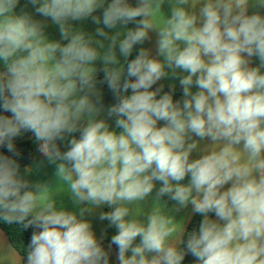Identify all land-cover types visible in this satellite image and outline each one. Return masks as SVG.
Listing matches in <instances>:
<instances>
[{
  "label": "clouds",
  "instance_id": "1",
  "mask_svg": "<svg viewBox=\"0 0 264 264\" xmlns=\"http://www.w3.org/2000/svg\"><path fill=\"white\" fill-rule=\"evenodd\" d=\"M0 223L22 264H264V0H0Z\"/></svg>",
  "mask_w": 264,
  "mask_h": 264
},
{
  "label": "crops",
  "instance_id": "2",
  "mask_svg": "<svg viewBox=\"0 0 264 264\" xmlns=\"http://www.w3.org/2000/svg\"><path fill=\"white\" fill-rule=\"evenodd\" d=\"M165 7H167V5ZM50 31L52 32L53 37L58 38L54 29H51ZM154 39H155V36L153 35V40ZM161 83H163L165 85V89H167L168 84L172 83V81L165 80V81H162ZM177 90H179L178 83H177ZM104 93H105L106 102H111V95L110 93L107 92V89L104 90ZM27 139H31L30 136L26 135L18 141L27 140ZM33 159H36V160L42 159V157H40L39 153L36 151L35 145H34V158ZM31 178L40 179V180H49L55 186V180L53 177V168L51 166H46L42 168L38 175L34 173ZM59 198L64 200V204L65 206L69 208V210L72 209V206L66 197L60 196ZM156 209H158L159 211L163 212L166 215L175 217L178 222L183 223L186 226L189 224L190 209L178 210L174 206V202L167 201L166 199L165 201H162L159 204H157L154 201L153 197L150 196L139 207L132 206L133 214L139 216V218L141 219H144L149 212L156 210ZM94 229L98 236L99 235L106 236V231H105L106 224L104 222H101L99 220H94ZM22 262H23V259L21 255L11 245L7 235L4 233V231L0 227V264H22Z\"/></svg>",
  "mask_w": 264,
  "mask_h": 264
},
{
  "label": "trees",
  "instance_id": "3",
  "mask_svg": "<svg viewBox=\"0 0 264 264\" xmlns=\"http://www.w3.org/2000/svg\"><path fill=\"white\" fill-rule=\"evenodd\" d=\"M166 91L168 90L165 89ZM177 94H179V90H177ZM18 148L22 151V158L20 160L21 167L25 165H29L34 158V145L31 139L17 141ZM198 217H193V223H189L187 227L191 228L194 226V223L198 221ZM1 229L7 235L11 245L16 249V251L23 257V248L29 242L30 230L23 231L22 233L18 231L16 228L12 226L0 223ZM114 232V229H107L106 231V242L107 238H110L111 234ZM191 258H189L190 260ZM113 260H115V256H113ZM186 264L188 262L186 261Z\"/></svg>",
  "mask_w": 264,
  "mask_h": 264
}]
</instances>
